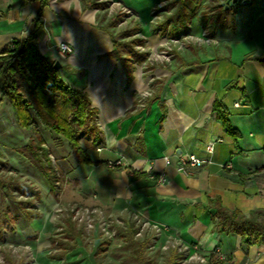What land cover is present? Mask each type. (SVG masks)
Masks as SVG:
<instances>
[{"label":"crops","instance_id":"crops-1","mask_svg":"<svg viewBox=\"0 0 264 264\" xmlns=\"http://www.w3.org/2000/svg\"><path fill=\"white\" fill-rule=\"evenodd\" d=\"M89 1L48 0L33 39L52 60L57 41L72 45L70 60L61 63L62 79L85 91L98 110L101 139L94 144L88 137L80 140L90 163H78L68 141L42 125L48 136L66 141L67 153L61 154L56 147L55 153L65 182L76 184L71 200L124 218L136 213L163 232L198 245L208 256L217 251L218 264H264V244L247 245L236 233L213 231L214 222L204 208L209 199L219 198L228 209L264 215V62L258 59L264 56V0L223 5L233 15L218 16L215 25L201 21L211 1L200 0L176 35L157 26L164 14L175 10L176 5L165 7L170 0H114L136 12L137 33L143 45L153 50L168 37L207 38L204 44L184 46L167 65L133 63L129 72L126 64L108 54L113 48L111 35L98 25L96 5L84 7ZM159 2L164 3L161 18L148 28V11ZM38 9V0H0V53L34 30ZM214 101L227 110L236 137L227 133L216 116ZM37 130L45 145L39 126ZM207 142L213 143L211 154L204 150ZM186 153L209 157L211 162L181 172L177 166ZM117 160L119 164H107ZM159 176L164 181H158ZM42 178L49 192L56 193V186L52 191ZM36 214L24 219L39 217ZM78 241L79 237L73 250ZM71 251L56 258H65Z\"/></svg>","mask_w":264,"mask_h":264},{"label":"trees","instance_id":"trees-1","mask_svg":"<svg viewBox=\"0 0 264 264\" xmlns=\"http://www.w3.org/2000/svg\"><path fill=\"white\" fill-rule=\"evenodd\" d=\"M38 1L39 9L34 18V30L25 38L13 40L0 53V102L7 99L17 126L31 130L32 136L29 137L27 143L18 147L17 151L36 167L53 191L57 178H55V173L49 164V152L37 130L38 126L41 124L51 133L65 138L78 163L91 162L80 144L81 138L88 137L93 144L101 138L100 129L96 122L98 110L91 105L87 93L82 89L73 88L66 84L62 79L60 68L53 67L54 60L42 54L37 42L33 40L35 29L41 25L40 17L48 2V0ZM210 1L206 4L205 14L201 19L204 25H215L218 16H226L229 12L231 13L230 8L225 9L220 0ZM192 3L194 6L190 7L189 5ZM92 5H96L93 0L89 3L84 2V7ZM174 5H176L175 10L170 14H164L157 26L161 27L163 32L168 31L170 34L176 35L179 29L185 27V21L194 15L200 5V0H170L165 4V7L171 8ZM212 11H216V13L214 14ZM100 21L98 19L99 23ZM117 21L118 16L109 18L100 27L109 32V27H114ZM139 31L140 27L133 25L120 30L118 33L121 37H127ZM111 38L113 48L108 54L126 64L128 72L134 68L133 63H142L146 60L147 52L135 48L137 45H143V38L139 36L124 40H115L113 36ZM121 50H125L126 54L122 55ZM258 59L264 62V56ZM212 109L221 120L227 133L236 137L237 130L231 125L227 110L217 101H214ZM0 190L4 196L21 205L20 209L25 218L37 216V212H29L22 205L30 203V198L39 195L30 184L18 180L16 177L0 175ZM15 194L24 196L26 200H16ZM204 208L210 213L214 222L213 231L236 233L247 245L264 244V215L261 212L253 211L245 215L239 209L226 208L219 198L209 199ZM66 222L62 236L48 237L52 247L59 250L52 255L53 258L64 256L73 250L76 247V238L80 237L82 232V228L76 227L75 222L70 217L67 218ZM124 227V229H118L117 237L125 242V246L130 249L138 264H147L142 260L140 254L144 242L133 239L137 228L130 221H126ZM107 243V239L99 242L96 253L103 252ZM181 257V253H175L172 250L165 264H178ZM95 261L96 264L100 263L99 259ZM220 261L216 255L212 254L209 256L208 264H218Z\"/></svg>","mask_w":264,"mask_h":264},{"label":"rangeland","instance_id":"rangeland-1","mask_svg":"<svg viewBox=\"0 0 264 264\" xmlns=\"http://www.w3.org/2000/svg\"><path fill=\"white\" fill-rule=\"evenodd\" d=\"M96 2V20L100 19L98 25L104 24L107 19L118 16V21L114 27H109L110 35L115 40H124L139 36V33L127 37H121L119 31L136 25L138 21L136 12L131 7H125L120 1L114 0H93ZM163 2H159L151 7L148 12L150 24L161 18L160 11ZM146 34V33H143ZM164 42L151 49L146 44L137 45L135 48L139 51L147 52V63L157 65H167L171 63L177 51H182L188 44L201 45L207 41L204 35L194 36L186 35L179 38H164ZM69 46V50L62 52L60 55L61 45L58 42L53 45L56 54L55 60L64 63L74 48L70 43L62 40ZM124 52V51H123ZM70 60V59H69ZM39 129L45 136V146L48 152L53 155L57 171L55 172L56 193H50L48 186L39 172L31 165L23 155H20L17 148L27 143L31 132L28 129L17 127L13 119L8 101L0 108V175L4 177L12 176L18 180L30 184L38 192V196L29 199L30 203L22 204L29 212H38L40 215L31 220L24 219L21 212V205L16 204L7 196H4L0 190V264H94L99 259V264H138L133 258L132 252L125 246V242L117 237V234L111 238L100 233L97 229L85 228L79 221H75L76 227H81L82 232L79 237V246L71 251L65 258H51L58 251L52 247L48 237H59L64 231L69 217L65 207H95L94 204H83L71 200L70 193L76 194V184L70 185L65 182L64 173L60 170V165L55 153V147L59 148L61 154L67 153L66 141L55 135L48 136L42 125ZM68 170V167L64 168ZM64 172V171H63ZM80 193V192H79ZM16 200H26L24 196L15 194ZM28 200V199H27ZM94 205V206H93ZM61 208V209H58ZM105 214H110L113 218L112 228L118 232V229H124L126 218L133 222L137 231L140 229L139 224L132 220V216L122 217L110 213L103 209ZM104 239L108 240L103 252L96 253L99 242ZM133 239L144 242L140 254L142 260L147 264H165L167 258L174 249H163V238L157 239L156 234L151 229H142L139 235L136 233ZM175 253H179L174 250ZM56 252V253H55ZM182 254V253H181ZM183 254L178 264L183 262Z\"/></svg>","mask_w":264,"mask_h":264},{"label":"built area","instance_id":"built-area-1","mask_svg":"<svg viewBox=\"0 0 264 264\" xmlns=\"http://www.w3.org/2000/svg\"><path fill=\"white\" fill-rule=\"evenodd\" d=\"M61 45L60 55L62 52L69 50V46L62 40L57 41ZM235 105H237L235 103ZM100 148H97L99 150ZM204 150L207 154H211L213 151V143L207 142L204 146ZM49 164L52 167L54 173L57 171L55 159L52 154L49 153ZM165 163L169 164L170 159L164 157ZM209 157L202 158L192 153H186L180 156L178 163V170L184 173H189L192 168H198L203 166L205 163H210ZM120 161L111 162L107 164L109 166L119 164ZM158 181H164L162 176L158 177ZM61 209V208H58ZM68 211L69 217L72 221H79L85 228L97 229L100 233L106 235L107 238H111L117 234L115 229L112 228L113 218L110 214H105L102 208L95 207H76L68 206L64 208ZM132 220L139 224L140 229L136 232V235L141 233L142 229H151L155 232L157 239L163 238L162 248L163 249H174L179 253L183 254V262L180 264H208L209 256L201 252L200 247L196 244H188L183 242L179 237L170 235L162 231V229L155 223H151L147 220H142L136 213L132 215ZM215 255L218 257V252Z\"/></svg>","mask_w":264,"mask_h":264},{"label":"water","instance_id":"water-1","mask_svg":"<svg viewBox=\"0 0 264 264\" xmlns=\"http://www.w3.org/2000/svg\"><path fill=\"white\" fill-rule=\"evenodd\" d=\"M237 0H226L223 5L225 8L229 7V6H232ZM244 1V0H243ZM245 1H248V0H245ZM53 67L54 68H60L61 67V62L59 60H54L53 62Z\"/></svg>","mask_w":264,"mask_h":264},{"label":"bare ground","instance_id":"bare-ground-1","mask_svg":"<svg viewBox=\"0 0 264 264\" xmlns=\"http://www.w3.org/2000/svg\"><path fill=\"white\" fill-rule=\"evenodd\" d=\"M72 56V54L69 56V58Z\"/></svg>","mask_w":264,"mask_h":264}]
</instances>
